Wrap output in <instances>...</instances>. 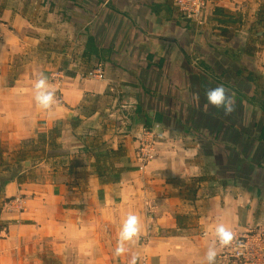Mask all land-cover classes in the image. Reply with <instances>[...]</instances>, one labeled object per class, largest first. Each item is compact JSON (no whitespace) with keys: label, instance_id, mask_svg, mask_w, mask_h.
<instances>
[{"label":"crops","instance_id":"0c3cea01","mask_svg":"<svg viewBox=\"0 0 264 264\" xmlns=\"http://www.w3.org/2000/svg\"><path fill=\"white\" fill-rule=\"evenodd\" d=\"M213 2L224 12L190 21L176 0H0V264H204L216 224L264 233V109L246 80L264 78L263 0ZM100 60L106 79L85 78ZM40 73L51 114L34 101ZM218 85L230 115L206 107ZM156 126L140 170L137 135ZM56 130L60 150L43 139ZM130 213L140 235L116 257ZM216 264H233L219 247Z\"/></svg>","mask_w":264,"mask_h":264},{"label":"clouds","instance_id":"9594fccd","mask_svg":"<svg viewBox=\"0 0 264 264\" xmlns=\"http://www.w3.org/2000/svg\"><path fill=\"white\" fill-rule=\"evenodd\" d=\"M34 101L36 106L51 114L54 106L58 105L56 88L48 80L43 73L33 82ZM206 107L211 106L216 109L223 110L224 114L230 115L235 110L236 100L223 85L210 88L205 92ZM193 100L198 104L200 96L198 93L193 94ZM140 218L138 215L130 213L123 220L118 239L115 246L114 255L116 257L124 256L130 253V245L134 244L140 235ZM215 240L208 247L203 261L204 264H216V258L219 248L232 246L234 243L237 247H241L240 242L236 241V236L230 228L224 223H218L214 227ZM137 255L131 254L128 264H137Z\"/></svg>","mask_w":264,"mask_h":264},{"label":"built area","instance_id":"2783aa9c","mask_svg":"<svg viewBox=\"0 0 264 264\" xmlns=\"http://www.w3.org/2000/svg\"><path fill=\"white\" fill-rule=\"evenodd\" d=\"M209 0H176L177 8L185 19L190 21H200L204 19ZM264 3V0H263ZM1 23H0V37ZM88 79L105 80L106 66L100 61L88 67L83 73ZM127 101V99L125 100ZM161 127L148 129L144 127L137 135V158L139 159V169L142 170L147 163L158 158L157 147L160 144ZM236 241L241 247L234 243L230 247L221 248L224 258L233 264H264V233L248 232L236 235Z\"/></svg>","mask_w":264,"mask_h":264},{"label":"trees","instance_id":"16d2710c","mask_svg":"<svg viewBox=\"0 0 264 264\" xmlns=\"http://www.w3.org/2000/svg\"><path fill=\"white\" fill-rule=\"evenodd\" d=\"M223 12H224L223 9H214L215 14H221ZM228 21L236 22L233 20L232 17H229ZM259 21L264 22V3L261 5L260 9L258 10V22ZM89 45L92 48L94 47V41L91 37L89 38ZM90 59L91 57L89 58L86 54L83 55L84 61L90 62L91 61ZM246 73H247V79H246L247 82H249L253 86L252 101L253 103L257 105H260L264 109V78L252 72H246ZM240 75H243V72ZM58 137H60V134L56 130V131H52L51 133H47L45 136H43V139H44V142H46L48 146L53 147L55 149H60V145L56 141ZM120 150L121 149H119L118 151H114L113 149H107L105 154L111 156L112 154H116ZM46 151L47 149L45 150V153L48 156L53 155ZM100 158H101V155H97V159H98L97 169H98V173L100 174V178H103V175L101 174V170L99 168Z\"/></svg>","mask_w":264,"mask_h":264},{"label":"rangeland","instance_id":"374dc122","mask_svg":"<svg viewBox=\"0 0 264 264\" xmlns=\"http://www.w3.org/2000/svg\"><path fill=\"white\" fill-rule=\"evenodd\" d=\"M213 3H214L213 0H209V1H208L207 12H209V13H208L209 15H211L212 11H213L214 8H215V6H214ZM204 18H205V17H204ZM1 32H2V26H1ZM213 36H214V37H213ZM1 37H2V35H1ZM1 37H0V40H1ZM259 37H260V36H259ZM211 39L216 40V41H220V42H223L224 40H228V39H218V38L216 37V34H215V33H213ZM237 39H240V38L237 37ZM231 41H232V39H231ZM236 42H238V41H236ZM260 46H262V45H260ZM261 48H262V47H261ZM248 67H250V66H248ZM120 105H121V109H123V111H124V110L127 109L128 101L124 102L123 105H122V104H118V105L116 106V108L120 107ZM77 123H80V121L78 120ZM160 142H161V140H160ZM157 149H158V147H157ZM59 150H60V149H59ZM106 150H107V149H106ZM106 150H104V152H103V153H104L103 157L106 158V159L109 158L108 160H110L111 156L105 154ZM56 153H59V151L56 152ZM137 153H138V152H137ZM46 158H47V157H44L45 161H47ZM51 158H52V156H51L49 159H51ZM49 159H48V160H49ZM106 161H107V160H106ZM32 177H34V176H32ZM21 201H22V200H21ZM21 201H20V203L18 204V206H21ZM259 233H262V232H259ZM40 244H41V246L43 247V249L47 252V251L51 250L52 247H53V241H52V238H51V237H46V238H44V240H43ZM46 264H62V262H53V261H52V258H46Z\"/></svg>","mask_w":264,"mask_h":264}]
</instances>
